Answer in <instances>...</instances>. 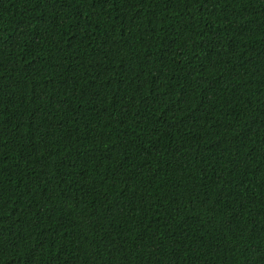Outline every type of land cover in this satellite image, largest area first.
Masks as SVG:
<instances>
[{
  "label": "trees",
  "instance_id": "1",
  "mask_svg": "<svg viewBox=\"0 0 264 264\" xmlns=\"http://www.w3.org/2000/svg\"><path fill=\"white\" fill-rule=\"evenodd\" d=\"M0 264H264V0H0Z\"/></svg>",
  "mask_w": 264,
  "mask_h": 264
}]
</instances>
